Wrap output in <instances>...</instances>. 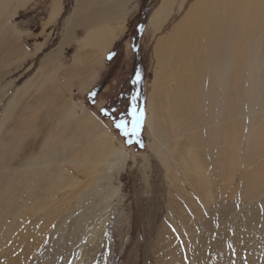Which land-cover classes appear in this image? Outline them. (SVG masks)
<instances>
[{"label":"rangeland","instance_id":"374dc122","mask_svg":"<svg viewBox=\"0 0 264 264\" xmlns=\"http://www.w3.org/2000/svg\"><path fill=\"white\" fill-rule=\"evenodd\" d=\"M1 1L0 264H264V94L213 141L166 109L197 0Z\"/></svg>","mask_w":264,"mask_h":264},{"label":"bare ground","instance_id":"6f19581e","mask_svg":"<svg viewBox=\"0 0 264 264\" xmlns=\"http://www.w3.org/2000/svg\"><path fill=\"white\" fill-rule=\"evenodd\" d=\"M3 7L0 0V13ZM184 21L163 50L175 81L174 91L165 92L166 109L181 127L205 125L196 138L203 134L205 140L213 141L216 132L217 137L225 135L226 128L210 125L216 118L226 117L232 92L237 94V114L243 102L252 104L257 95L264 94V0H197ZM107 36L101 35L103 49L109 45ZM148 105L151 116L145 121L152 133L162 138V109L153 98ZM263 136L257 134L254 139ZM104 143L110 146V138L105 136Z\"/></svg>","mask_w":264,"mask_h":264},{"label":"snow or ice","instance_id":"6c2138e0","mask_svg":"<svg viewBox=\"0 0 264 264\" xmlns=\"http://www.w3.org/2000/svg\"><path fill=\"white\" fill-rule=\"evenodd\" d=\"M109 58H111V57H109ZM139 79H140V75H139V73H137L136 74V79H135L134 82H138ZM132 99L135 100L136 97L133 96ZM128 114L133 117V127H134V129L138 130L140 124L142 123L143 111L142 110H137L135 105L133 104L132 107L130 108ZM116 127L118 129H120L122 132H124L125 135H127V132L125 131V123H124V121L117 122L116 123ZM133 134H138V131H134Z\"/></svg>","mask_w":264,"mask_h":264}]
</instances>
